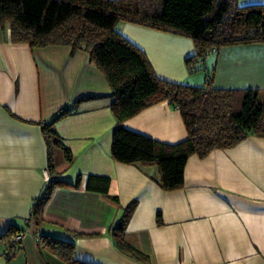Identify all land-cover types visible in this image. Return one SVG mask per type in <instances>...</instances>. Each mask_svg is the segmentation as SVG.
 Instances as JSON below:
<instances>
[{
    "label": "crops",
    "instance_id": "obj_1",
    "mask_svg": "<svg viewBox=\"0 0 264 264\" xmlns=\"http://www.w3.org/2000/svg\"><path fill=\"white\" fill-rule=\"evenodd\" d=\"M116 29L144 53L159 78L200 86L209 72L216 88H264L262 43L220 47L190 69L186 59L195 54L191 38L130 22H119ZM110 92L83 49L32 48L11 42L8 28L0 30V237L9 226L23 233L9 264H66L38 246L41 234L73 243L74 258L81 262L144 264L119 252L108 232L132 201L136 206L126 239L149 257L147 264H264V137L249 135L204 158L189 156L183 187L164 191L155 166L122 164L112 157L116 120ZM79 99L77 113L53 124L72 154L68 163L61 148L49 145L42 125ZM123 125L165 143L187 136L179 110L167 101L144 108ZM50 157L52 175L47 171ZM90 175L100 178H93L88 189ZM51 179L70 186L53 189L36 224L31 206ZM5 250L0 241V264H7Z\"/></svg>",
    "mask_w": 264,
    "mask_h": 264
},
{
    "label": "trees",
    "instance_id": "obj_2",
    "mask_svg": "<svg viewBox=\"0 0 264 264\" xmlns=\"http://www.w3.org/2000/svg\"><path fill=\"white\" fill-rule=\"evenodd\" d=\"M119 22L171 32L191 38L195 54L186 59L188 68L220 47L264 44V3L240 5L238 0H0V30L8 28L13 43L30 47L65 45L74 52L86 51L110 86V104L116 125L112 132L111 155L128 165L155 166L158 184L164 191L184 185V168L189 156L204 158L214 149L235 146L249 135L264 137V88L224 89L213 86V74L192 86L159 78L144 53L116 29ZM167 101L177 108L187 136L177 143H165L124 127L123 122L144 108ZM81 99L57 110L43 123L49 145L61 148L66 162L72 154L61 142L53 124L78 112ZM47 171L54 165L48 159ZM96 176H88L89 182ZM75 183L74 186H77ZM70 183L51 179L43 195L34 200L30 218L36 223L53 189ZM107 195V188L102 191ZM117 203L115 195L107 196ZM136 201L123 208L108 232L115 248L147 264L149 257L126 239V226ZM157 224H161L157 213ZM21 235L13 242L12 238ZM23 233L9 226L0 241L5 242L7 264L21 248ZM38 246L46 248L66 264H89L74 258V244L41 234ZM9 253V254H8Z\"/></svg>",
    "mask_w": 264,
    "mask_h": 264
},
{
    "label": "built area",
    "instance_id": "obj_3",
    "mask_svg": "<svg viewBox=\"0 0 264 264\" xmlns=\"http://www.w3.org/2000/svg\"><path fill=\"white\" fill-rule=\"evenodd\" d=\"M44 178L47 180L48 179V174H47V171L44 172ZM21 239V235H17L15 237L12 238V241L14 242H17ZM9 254V253H8Z\"/></svg>",
    "mask_w": 264,
    "mask_h": 264
},
{
    "label": "rangeland",
    "instance_id": "obj_4",
    "mask_svg": "<svg viewBox=\"0 0 264 264\" xmlns=\"http://www.w3.org/2000/svg\"><path fill=\"white\" fill-rule=\"evenodd\" d=\"M208 66V65H207Z\"/></svg>",
    "mask_w": 264,
    "mask_h": 264
}]
</instances>
